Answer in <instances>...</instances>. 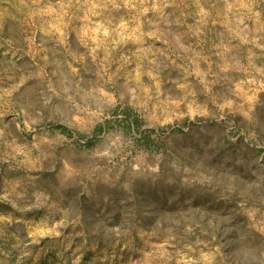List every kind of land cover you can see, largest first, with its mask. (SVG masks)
Segmentation results:
<instances>
[{"label": "rangeland", "instance_id": "374dc122", "mask_svg": "<svg viewBox=\"0 0 264 264\" xmlns=\"http://www.w3.org/2000/svg\"><path fill=\"white\" fill-rule=\"evenodd\" d=\"M0 264H264V0H0Z\"/></svg>", "mask_w": 264, "mask_h": 264}, {"label": "trees", "instance_id": "16d2710c", "mask_svg": "<svg viewBox=\"0 0 264 264\" xmlns=\"http://www.w3.org/2000/svg\"><path fill=\"white\" fill-rule=\"evenodd\" d=\"M54 129L58 130L59 132L63 134L69 135L68 130L64 126H56L54 127Z\"/></svg>", "mask_w": 264, "mask_h": 264}]
</instances>
